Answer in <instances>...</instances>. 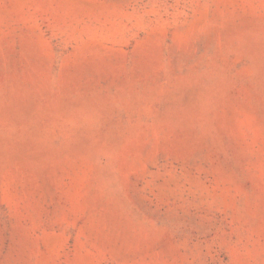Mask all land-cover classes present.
I'll return each instance as SVG.
<instances>
[{
  "label": "rangeland",
  "instance_id": "374dc122",
  "mask_svg": "<svg viewBox=\"0 0 264 264\" xmlns=\"http://www.w3.org/2000/svg\"><path fill=\"white\" fill-rule=\"evenodd\" d=\"M0 264H264V0H0Z\"/></svg>",
  "mask_w": 264,
  "mask_h": 264
}]
</instances>
